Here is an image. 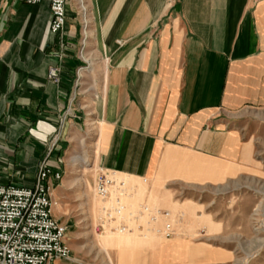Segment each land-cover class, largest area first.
I'll list each match as a JSON object with an SVG mask.
<instances>
[{"label": "crops", "instance_id": "0c3cea01", "mask_svg": "<svg viewBox=\"0 0 264 264\" xmlns=\"http://www.w3.org/2000/svg\"><path fill=\"white\" fill-rule=\"evenodd\" d=\"M50 20L46 1L0 0V184L32 186L43 161L63 176L89 125L98 169L151 192L254 167L264 0H68L61 32ZM59 182L47 179L52 199ZM205 219L174 223L163 241L117 236L112 264H228L209 234L191 235Z\"/></svg>", "mask_w": 264, "mask_h": 264}, {"label": "rangeland", "instance_id": "374dc122", "mask_svg": "<svg viewBox=\"0 0 264 264\" xmlns=\"http://www.w3.org/2000/svg\"><path fill=\"white\" fill-rule=\"evenodd\" d=\"M102 67L97 65L95 69L98 84L105 71ZM252 114L257 159L254 167L244 168L240 175L221 185L169 181L156 193L148 190L145 181L137 180L135 184L133 180L104 171L113 177L107 200L93 190L100 170L93 162L94 126L89 125L82 137L68 148L65 172L55 187L58 206L52 213L65 228L64 240L70 249L69 259L63 262L112 264L117 236L143 237L152 233L157 240L167 239L161 234L165 217L158 216L152 221L150 215L140 213L141 207L148 206L167 211L173 227L174 223L182 226L191 218H206L204 223L201 221L204 232L191 235L203 239L202 234H209L208 248L228 250V264H264V108ZM174 202L181 204L174 209ZM104 206L118 207V218L128 228L123 231L99 226ZM174 234H177L175 228Z\"/></svg>", "mask_w": 264, "mask_h": 264}, {"label": "built area", "instance_id": "2783aa9c", "mask_svg": "<svg viewBox=\"0 0 264 264\" xmlns=\"http://www.w3.org/2000/svg\"><path fill=\"white\" fill-rule=\"evenodd\" d=\"M36 4L46 1L49 4L51 20L49 30L61 32L65 22V7L68 0H25ZM47 77L54 83L59 82V68L50 66ZM60 181L61 172H52L41 162L32 186L0 184V264H52L56 259H69L70 249L66 244L65 228L53 216L50 188L47 179L50 175ZM112 178L100 170L95 180V190L102 199L109 198ZM148 214L150 220L158 216L165 217L161 229L164 238L174 235L169 213L165 210H152L141 207V212ZM119 208L103 207L99 226L125 230L127 224L118 218ZM112 223V225H110Z\"/></svg>", "mask_w": 264, "mask_h": 264}, {"label": "bare ground", "instance_id": "6f19581e", "mask_svg": "<svg viewBox=\"0 0 264 264\" xmlns=\"http://www.w3.org/2000/svg\"><path fill=\"white\" fill-rule=\"evenodd\" d=\"M112 182H113V177H112ZM113 185V184H112ZM112 187V186H111ZM94 193L97 195V196H99L98 194H97V192H96V190H95V187H94ZM100 197V196H99ZM53 201H54V203H53V205H52V212H53V209H55L57 206H58V201H57V199H53Z\"/></svg>", "mask_w": 264, "mask_h": 264}]
</instances>
